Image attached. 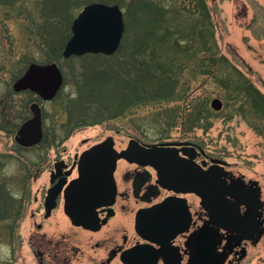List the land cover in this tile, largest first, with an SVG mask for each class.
I'll use <instances>...</instances> for the list:
<instances>
[{
  "label": "rangeland",
  "instance_id": "obj_1",
  "mask_svg": "<svg viewBox=\"0 0 264 264\" xmlns=\"http://www.w3.org/2000/svg\"><path fill=\"white\" fill-rule=\"evenodd\" d=\"M206 2L212 13L220 53L264 94V0ZM25 5L27 9L31 8L29 0ZM6 18L0 11V93L2 89L11 90L13 82L29 63L43 60L42 51L23 33L22 24L26 20L16 16ZM92 63L88 61V64ZM57 64L64 74L65 83L54 100L43 102L31 93H14L11 90L9 128L12 137L9 139L0 132V155L7 156L0 169V181L7 183L9 191L16 196L21 195L23 185H29L31 195L46 185L49 164L56 157L71 159L75 152L79 153L110 136L118 150L125 148L130 139L148 144L187 143L199 147L207 159L222 161L235 176L256 182L264 198L262 137L247 125L233 106L224 105L221 90L211 79L186 73L190 88L183 101L177 99L139 105L116 119L81 126L68 133L65 130L68 120L66 103L77 95L70 70L73 64L69 60H61ZM7 65L11 66L10 73L5 69ZM75 65L73 68L77 72L78 65ZM217 98L223 102L220 114L211 118L207 129L203 124L199 126L191 110L197 108L203 99L207 100L210 108L211 100ZM32 102L39 103L46 132L51 138L38 148L25 149L16 143L14 136L20 124L30 118ZM52 136H55V142ZM37 205L33 203L32 196L24 205L25 212L35 211ZM30 224L25 213L19 228H15L13 239H10L11 226L9 228L8 223L0 222V263L5 264L13 257L14 260L18 258L17 264H35L33 249L26 242ZM240 264H264V243L248 245L247 256Z\"/></svg>",
  "mask_w": 264,
  "mask_h": 264
},
{
  "label": "flooded vegetation",
  "instance_id": "obj_2",
  "mask_svg": "<svg viewBox=\"0 0 264 264\" xmlns=\"http://www.w3.org/2000/svg\"><path fill=\"white\" fill-rule=\"evenodd\" d=\"M5 69L10 73L11 66L7 65ZM11 90L2 89L0 93V132H4L5 137L9 139L12 137L9 128ZM23 92L38 97L29 90L19 93ZM32 103L40 107L39 103ZM40 111L43 135L40 144L31 148H38L51 138L46 132L41 107ZM16 135L17 132L15 141ZM54 140L55 136H52V141L55 142ZM139 143L148 144L141 141ZM195 148L196 152L185 154L179 151L173 155L180 160L177 164L186 161L197 168V171L204 172L210 166L211 159H207L199 147ZM85 150L75 152L71 159L56 157L51 165L49 164L47 184L34 195H31L29 185L26 184L18 197L9 191L7 183L0 181L5 186L0 195L4 198L2 205L7 207L0 210V214L4 215L0 222L8 223L9 228L11 226L9 238L13 239L15 228H19L26 213L31 223L26 242L33 249L35 264H240L247 256L248 245L264 243V198L261 191L256 182L235 176L226 164L223 170L218 167L222 173L221 180L226 191L235 194L241 201H244V198L247 200L248 205H239L238 213L240 218L251 220V232L238 234L218 229L210 223L201 198L183 188L180 179L173 188H164L159 183L153 167L124 159L116 162L115 197L112 203L100 205L95 209L88 218V228L74 224L65 211L64 192L77 178L78 160ZM6 158L7 156L0 155V169ZM54 188L60 191L55 196L53 206L48 210L46 201L51 195L49 192H53ZM32 196L33 203L38 205L35 211L27 213L24 205L30 202ZM227 197L229 202H235L233 198ZM14 201L20 205V209L13 211ZM164 201L169 202L168 208L158 210ZM149 209L158 211L153 214L151 220L142 214L140 222L144 231L137 230L138 214ZM162 220L169 222L165 231H161V225L157 224ZM148 224H151L150 232L145 230ZM257 234L260 235L258 240ZM247 237L254 238L244 239ZM17 261L18 258L14 260L12 257L5 264H17Z\"/></svg>",
  "mask_w": 264,
  "mask_h": 264
},
{
  "label": "trees",
  "instance_id": "obj_3",
  "mask_svg": "<svg viewBox=\"0 0 264 264\" xmlns=\"http://www.w3.org/2000/svg\"><path fill=\"white\" fill-rule=\"evenodd\" d=\"M0 0L6 19L26 20L23 33L42 51L39 63L58 62L71 35L75 15L94 2L118 5L125 31L112 56L87 54L68 59L77 95L66 103L65 130L113 120L132 107L182 100L189 90L186 73L205 76L221 90L226 107L262 137L264 155V94L219 51L215 25L206 0ZM88 61H93L88 64ZM207 129V100L191 110ZM0 183V195L5 190ZM4 198L0 196V210ZM7 208V207H6ZM20 209L14 201L12 210ZM0 214V219L2 218Z\"/></svg>",
  "mask_w": 264,
  "mask_h": 264
},
{
  "label": "water",
  "instance_id": "obj_4",
  "mask_svg": "<svg viewBox=\"0 0 264 264\" xmlns=\"http://www.w3.org/2000/svg\"><path fill=\"white\" fill-rule=\"evenodd\" d=\"M124 19L118 5H108L100 2L86 5L74 18L71 25V36L67 40L62 56L81 57L86 54H102L111 56L115 54L121 44L124 34ZM63 85V76L55 63L46 65L30 64L25 73L15 81L13 90L21 92L30 90L43 100H52ZM212 110L218 112L223 104L220 99L210 102ZM32 117L25 121L16 135V142L22 147H32L42 139L41 111L36 103L30 106ZM177 146H181L177 148ZM195 152L193 146L187 143H169L162 145L143 146L135 140H130L126 149L117 152L114 149L112 137L93 146L81 154L78 161V178L72 181L65 190V211L76 225L88 228L89 216L100 205L111 204L115 195L114 171L119 159L137 163L142 166L153 167L158 181L164 188H173L180 179L183 188L197 194L202 202L210 223L228 232H251V220L240 218L238 207L240 204L248 205L247 200L238 199L235 194L226 191L221 180L222 173L218 166L223 164L219 160H211L212 165L205 170L197 171L192 164L182 161L177 164L178 158L173 153ZM60 189L54 188L46 201L48 210L53 206L55 196ZM235 202H229L228 197ZM169 206L164 201L159 209L165 210ZM158 210L149 209L141 212L136 220L137 230H143L140 217L142 214L151 220ZM167 221L157 223L161 231L167 228ZM148 224L145 230L150 232ZM254 234V233H252ZM260 237L257 234L256 240ZM149 238V237H148ZM244 239H253L247 237Z\"/></svg>",
  "mask_w": 264,
  "mask_h": 264
}]
</instances>
